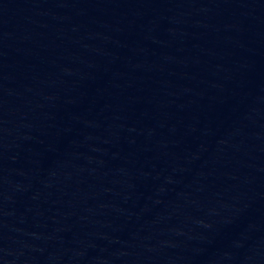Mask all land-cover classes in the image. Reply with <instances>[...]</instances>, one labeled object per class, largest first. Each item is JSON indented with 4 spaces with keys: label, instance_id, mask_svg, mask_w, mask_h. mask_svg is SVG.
I'll return each mask as SVG.
<instances>
[{
    "label": "water",
    "instance_id": "water-1",
    "mask_svg": "<svg viewBox=\"0 0 264 264\" xmlns=\"http://www.w3.org/2000/svg\"><path fill=\"white\" fill-rule=\"evenodd\" d=\"M0 264H264V0H0Z\"/></svg>",
    "mask_w": 264,
    "mask_h": 264
}]
</instances>
